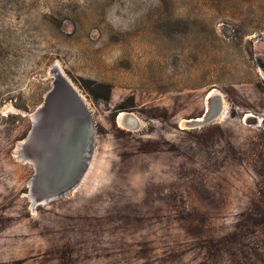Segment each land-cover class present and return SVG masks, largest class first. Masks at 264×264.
I'll use <instances>...</instances> for the list:
<instances>
[{
  "label": "rangeland",
  "instance_id": "rangeland-1",
  "mask_svg": "<svg viewBox=\"0 0 264 264\" xmlns=\"http://www.w3.org/2000/svg\"><path fill=\"white\" fill-rule=\"evenodd\" d=\"M54 65L97 140L32 211L14 151ZM0 264H264V0H0Z\"/></svg>",
  "mask_w": 264,
  "mask_h": 264
},
{
  "label": "water",
  "instance_id": "water-1",
  "mask_svg": "<svg viewBox=\"0 0 264 264\" xmlns=\"http://www.w3.org/2000/svg\"><path fill=\"white\" fill-rule=\"evenodd\" d=\"M53 87L33 114V127L17 143V160L32 164L36 173L29 182L30 207L36 210L72 191L87 171L93 154L96 128L91 110L59 66L51 70ZM207 96V95H206ZM213 116H205L204 124Z\"/></svg>",
  "mask_w": 264,
  "mask_h": 264
},
{
  "label": "bare ground",
  "instance_id": "bare-ground-1",
  "mask_svg": "<svg viewBox=\"0 0 264 264\" xmlns=\"http://www.w3.org/2000/svg\"><path fill=\"white\" fill-rule=\"evenodd\" d=\"M220 93L219 91H217L216 89L212 90L206 97L205 99V107H206V110H207V115H209L211 117L212 115V106L214 104H216L215 102H217L218 100H220ZM218 105H219V101H218ZM249 114V113H248ZM213 116V115H212ZM217 114L213 116L212 118V121L217 119ZM248 117V116H247ZM249 118V117H248ZM205 118L204 117H200L198 119H194V120H187L183 123H181V128H186L187 126L190 125V123H200L202 121H204ZM118 124L119 126H122V127H131L132 124H134L135 122L137 123H140L141 124V121L140 119H138L137 117H135L134 115H131V114H128V113H125V112H122L120 113V115L118 116ZM136 124V123H135ZM138 126V125H137ZM139 128V127H137ZM134 129V128H133ZM96 130V129H95ZM96 140H97V130H96V134H95V140L93 141V144L96 143ZM94 148H95V145H93V151H94ZM14 156L17 158L19 155H17V151H14ZM93 156V154H92ZM91 156V158H92ZM91 160L89 161V164H90ZM89 169V166L87 168V170ZM87 176V171L83 174L82 178L80 179V181L77 183V185L75 187H73L72 191H70L69 193L59 197V199H64V198H67L68 196L74 194L77 189L81 186V184L83 183V181L85 180ZM58 200V199H57ZM47 204H43V206H45ZM42 206V205H41ZM32 211H35L33 208H32Z\"/></svg>",
  "mask_w": 264,
  "mask_h": 264
},
{
  "label": "trees",
  "instance_id": "trees-1",
  "mask_svg": "<svg viewBox=\"0 0 264 264\" xmlns=\"http://www.w3.org/2000/svg\"><path fill=\"white\" fill-rule=\"evenodd\" d=\"M83 183H84V181H83ZM83 183L81 184V186L83 185ZM81 186H80V187H81ZM80 187H79V188H80ZM79 188H78V189H79ZM78 189H77V191H78ZM77 191H76V192H77Z\"/></svg>",
  "mask_w": 264,
  "mask_h": 264
}]
</instances>
